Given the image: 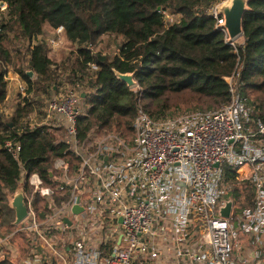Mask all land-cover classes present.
Instances as JSON below:
<instances>
[{
	"label": "built area",
	"instance_id": "2783aa9c",
	"mask_svg": "<svg viewBox=\"0 0 264 264\" xmlns=\"http://www.w3.org/2000/svg\"><path fill=\"white\" fill-rule=\"evenodd\" d=\"M1 2L0 19L8 13ZM218 7L212 14L219 19ZM2 72L24 99L25 85L8 68ZM227 80V105L160 120L140 110L128 139L93 130L81 141L77 123L87 114L85 94L69 89L51 99L45 120L32 117L31 125L64 128L79 163L56 159L52 185L21 166L28 215L0 236V261L25 248L19 264H264V125L254 123L236 78ZM5 148L20 162L15 137ZM226 165L252 190V207L230 196ZM35 196L45 202L42 212ZM229 200L226 219L220 210ZM76 206L83 211L75 214ZM15 239L25 246L18 248Z\"/></svg>",
	"mask_w": 264,
	"mask_h": 264
},
{
	"label": "trees",
	"instance_id": "16d2710c",
	"mask_svg": "<svg viewBox=\"0 0 264 264\" xmlns=\"http://www.w3.org/2000/svg\"><path fill=\"white\" fill-rule=\"evenodd\" d=\"M2 1L8 4V13L0 19V232L13 228L15 212L10 199L19 190L21 166L38 173L49 185L53 184L50 170L56 159L67 158L78 166L64 128L27 122L36 106L47 102L46 106L52 92L67 80L72 87L82 84L85 94L87 114L77 123L81 141L93 130L133 138L140 110L156 120L166 118L175 107L171 95L192 107L188 112L206 111L202 108L211 109L209 104L221 108L231 100L230 77L236 78L254 123L264 125V0H250L242 44L238 40L228 43L226 32L219 28L222 17L212 14V9L226 0ZM168 12L178 15V20L166 22ZM46 27L62 29L76 47L70 57L72 67H64V71L70 69L68 78H61L68 72L59 74L48 44L40 40ZM106 35L125 38L111 58L93 49ZM4 42L12 47H3ZM23 49L27 68L20 62L25 57ZM2 68L14 70L27 89L8 120L1 111L9 91ZM29 71L34 72L33 77ZM116 72L135 74L137 87L130 89ZM143 100L147 104L142 105ZM41 114L46 117L45 112ZM13 137L21 146L20 162L5 148ZM224 173L233 188L230 196L243 208L252 207L254 197L247 196V203H242L238 187L248 184L237 179L227 165ZM23 187L31 192L28 184ZM36 197L37 202H43ZM0 264L15 263L7 258Z\"/></svg>",
	"mask_w": 264,
	"mask_h": 264
},
{
	"label": "rangeland",
	"instance_id": "374dc122",
	"mask_svg": "<svg viewBox=\"0 0 264 264\" xmlns=\"http://www.w3.org/2000/svg\"><path fill=\"white\" fill-rule=\"evenodd\" d=\"M227 1L228 0H226V2ZM164 17H165L166 22H170L171 24L176 22L179 18L178 15H174L170 12L165 13ZM40 40L45 41L48 44L49 55L52 57L54 64L56 66V70L59 72V74H62V72H68L70 69H68L67 71H64V67L67 65L68 66L71 65V67H72V60H70V57H71V54L76 51V47L67 40V38L64 35V31L63 30L62 31H60V30L54 31L51 28L46 27L44 35L40 38ZM123 42H125L124 37H120V36H116V35H106V36L101 37L98 40L97 45L94 46L93 49L96 52L100 51L103 54H105L111 58L115 54L118 53L119 48L123 44ZM237 42L239 44H242V42H243L242 37L240 39H238ZM2 46L8 47V48L12 47V46L10 47L8 45V43H6V42L2 43ZM25 51L26 50L23 49V53L25 54V57H24V60H22L20 62H23V66H25V68H27L26 67V60H25V59H27V57H26ZM9 71H10V74H12V77H14L16 75L14 70L9 69ZM68 75H71V73L68 72V73L62 74L60 76L62 79H64V78H68ZM16 78H18L22 82V80L20 79V77L18 75H16ZM68 82H69V80L65 81V84L63 86H61V84H60L59 88L56 91L52 92L51 99H54L57 96H61V95L66 94L67 90H69V89H76V90H79L82 92L83 87L80 86L82 84H78V82H77V85H74V87H72ZM11 88H12V92H11ZM16 88H17V86H16ZM16 88L13 89V87H9L8 99L5 102V104L2 105V108H1V111H3V113L6 114V116H7L6 120H8V117H11V115L14 113V111L16 109L15 107L17 106L18 102L21 100L20 95L18 94V91H17L18 88H17V90H16ZM42 96H44V95L42 94ZM169 97H170L172 105L175 107L172 108L171 110H169L168 117L174 116V115H179V114H182L184 112L191 111L192 107L187 106L181 100L180 97L174 96V95H171ZM44 103L46 104L47 102H43L42 106L40 108L38 106H36L37 109L34 111V113H32L29 116L27 122H30V124H31L30 120L32 117H34V119H37L39 122L45 120V116L42 114L40 115V113L42 111L45 112V110H46L47 105L45 106ZM145 104H147V102L145 100H143L142 105H145ZM209 105H211L213 107L211 109H209L208 106H204L202 108V110L210 111V110L218 109L216 105H212V104H209ZM238 187L241 189L242 193L241 192L240 193L243 195L242 203H247V200H245V198L247 196H249V197L253 196L252 190L244 184H241ZM17 192L18 193L21 192V188H19V190ZM32 194H33L32 192H27V195L29 197H32ZM13 197L14 196L11 197L10 201L13 199ZM33 199H34L33 202H34L35 209L39 212H42V209L45 208V206H46L44 200L41 198L43 200V202H41V201L37 202L36 196L33 197ZM12 231H13V228H11L10 232H7L6 230H2L0 232V236L3 237L7 234H10ZM17 242H18V248L25 246V242L23 240L17 241V239H15L14 243H17ZM25 252H26V249L24 248L23 252H21V255H16L15 259H13L14 263L19 264L20 260L23 259L22 256L23 255L25 256ZM6 257H8V256H6Z\"/></svg>",
	"mask_w": 264,
	"mask_h": 264
},
{
	"label": "water",
	"instance_id": "95a60500",
	"mask_svg": "<svg viewBox=\"0 0 264 264\" xmlns=\"http://www.w3.org/2000/svg\"><path fill=\"white\" fill-rule=\"evenodd\" d=\"M2 5L4 2H1ZM250 0H228L218 7V15L222 17L223 24L219 26L221 30L226 32L228 36V43L232 44L236 40L243 37V23L246 13L250 10ZM30 77L34 76L33 71H29ZM116 76L122 83L126 84L130 89L137 87V81L135 74H121L116 72ZM10 206L15 212V221L13 226L20 224L24 221L28 215V208L25 201L24 192H16L13 199L10 201ZM233 208V201L229 200L225 203V207L220 210V215L223 218L229 219L231 217V211ZM74 213L79 214L83 211V208L76 206ZM67 224H71L69 220H65ZM122 222V220H120Z\"/></svg>",
	"mask_w": 264,
	"mask_h": 264
},
{
	"label": "crops",
	"instance_id": "0c3cea01",
	"mask_svg": "<svg viewBox=\"0 0 264 264\" xmlns=\"http://www.w3.org/2000/svg\"><path fill=\"white\" fill-rule=\"evenodd\" d=\"M9 87H13V89H15L16 88V85H14L13 83H11V84H9ZM15 87V88H14ZM16 90H17V88H16ZM18 91V90H17ZM11 92H12V88H11Z\"/></svg>",
	"mask_w": 264,
	"mask_h": 264
}]
</instances>
